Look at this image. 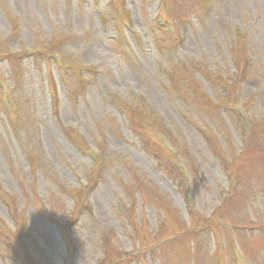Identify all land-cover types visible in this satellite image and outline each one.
<instances>
[{
	"label": "rangeland",
	"instance_id": "obj_1",
	"mask_svg": "<svg viewBox=\"0 0 264 264\" xmlns=\"http://www.w3.org/2000/svg\"><path fill=\"white\" fill-rule=\"evenodd\" d=\"M0 81V264H264V0H0Z\"/></svg>",
	"mask_w": 264,
	"mask_h": 264
}]
</instances>
